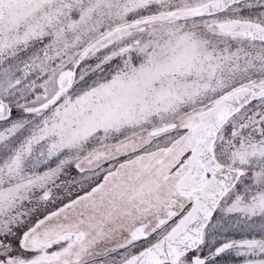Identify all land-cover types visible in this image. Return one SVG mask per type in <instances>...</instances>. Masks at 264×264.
Masks as SVG:
<instances>
[{"label":"snow or ice","instance_id":"1","mask_svg":"<svg viewBox=\"0 0 264 264\" xmlns=\"http://www.w3.org/2000/svg\"><path fill=\"white\" fill-rule=\"evenodd\" d=\"M0 264H264V0H0Z\"/></svg>","mask_w":264,"mask_h":264}]
</instances>
